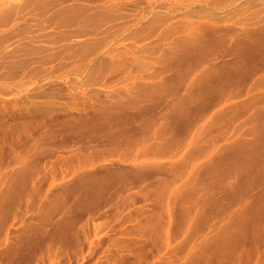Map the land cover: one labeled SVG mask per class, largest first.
Returning a JSON list of instances; mask_svg holds the SVG:
<instances>
[{"label":"rangeland","instance_id":"rangeland-1","mask_svg":"<svg viewBox=\"0 0 264 264\" xmlns=\"http://www.w3.org/2000/svg\"><path fill=\"white\" fill-rule=\"evenodd\" d=\"M248 196L264 0H0V264H264Z\"/></svg>","mask_w":264,"mask_h":264},{"label":"bare ground","instance_id":"bare-ground-1","mask_svg":"<svg viewBox=\"0 0 264 264\" xmlns=\"http://www.w3.org/2000/svg\"><path fill=\"white\" fill-rule=\"evenodd\" d=\"M211 65V64H210ZM209 65V67H211ZM209 69V68H208ZM205 157V156H204ZM210 157L211 158H209V157H205V160L203 161L204 162V164L205 163H214L215 161L213 160L214 158H213V155H210ZM217 158V160H218V157H216ZM213 160V161H212ZM262 200H264V199H262V198H260V197H255V196H248L247 198H245L244 200H242V201H240V202H242V203H240V202H238V203H240V204H243V203H247V202H249L250 201V204L248 205V206H246V205H243L242 206V212H245V211H247L246 212V214H248L249 215V210L252 208V205L254 204V205H259L260 203H261V201ZM257 214L254 216L255 218H257Z\"/></svg>","mask_w":264,"mask_h":264}]
</instances>
